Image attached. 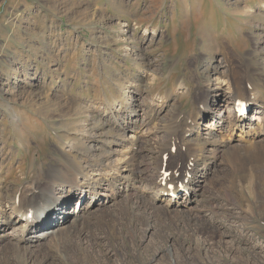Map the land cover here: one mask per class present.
<instances>
[{"label": "rangeland", "instance_id": "obj_1", "mask_svg": "<svg viewBox=\"0 0 264 264\" xmlns=\"http://www.w3.org/2000/svg\"><path fill=\"white\" fill-rule=\"evenodd\" d=\"M246 6L250 15H236ZM220 59L234 87L252 88L264 102V0H0V204L28 197L31 183L48 186V167L64 160L59 137L85 149L86 139L64 132L91 121L60 116L71 103L99 121L108 103L128 106L137 90L150 131L163 132V125L170 133L167 166L194 155L202 143L185 134L187 117L195 115L204 78L212 77L207 62ZM149 73L158 77L151 86ZM246 145L237 156L222 152L188 213L150 210L136 192L99 226L81 228L66 254L6 251L0 264H264V152ZM65 152L79 165L92 161ZM146 153L135 161L141 173Z\"/></svg>", "mask_w": 264, "mask_h": 264}, {"label": "bare ground", "instance_id": "obj_2", "mask_svg": "<svg viewBox=\"0 0 264 264\" xmlns=\"http://www.w3.org/2000/svg\"><path fill=\"white\" fill-rule=\"evenodd\" d=\"M126 26L128 24L123 22L122 28ZM154 33L152 32L153 35L156 34ZM205 71L212 77H205L204 84L200 85L199 97L196 99L197 103L195 102V115L192 113L191 116L195 119L187 117L189 127L185 131L186 135L194 136L200 141L202 147L194 155H188V158L185 155L183 160L178 158L171 166H167V159L170 154L174 155L172 149L175 146L168 148L170 133L162 125V136L166 135V139L159 142L157 135L163 132L157 129L150 131L152 117L150 118V113L138 99L140 93L137 90H132L131 95L127 96L128 106L123 103L121 105L116 100L108 103L99 121L92 119L93 113L90 109L79 110L72 103L67 105V110L60 116L67 114L71 117H91V121L86 120V124L78 120L73 125L65 126L64 130L66 134L86 139L83 144L85 149L75 147L73 142H66L62 136L59 137V151L64 160L48 167V186L45 183H31L28 197L14 196L8 203L1 202L0 254L7 251L32 256L42 252L48 254L51 249L57 254L60 251L65 253L71 249L72 240L81 228L99 226L104 222L107 213L119 211L123 198L129 199L136 192L139 194L138 199L150 210H158L163 214L188 213L197 208L211 173L210 168L216 165L217 158L224 150L237 156L235 152L240 151V147L251 143L254 150H257L256 153L264 152V102L260 103L257 93L250 91L252 88L248 91L246 87L240 89L233 86L230 76L226 74L227 65L224 59L207 62ZM144 77L140 72L138 79L142 80ZM179 86L183 89L181 84ZM245 105H249V110L254 113L245 115ZM139 111L143 112L140 118ZM162 112L163 108H160L158 114ZM209 116L212 120L205 123L204 119ZM15 119L18 121L17 116ZM155 136L157 139L153 138ZM67 150L78 152L92 161H85L83 166L79 165L65 152ZM145 152L148 161L141 173L137 171L135 161ZM262 154L264 153L260 155ZM93 157L97 159L94 160ZM165 171L169 175H163ZM47 187L48 192L41 194ZM76 195L81 203L72 210L69 208L70 201ZM85 199H89L87 203H84ZM45 200L50 203L44 207L42 203ZM41 215L45 220L35 221ZM167 253L170 255L169 250Z\"/></svg>", "mask_w": 264, "mask_h": 264}, {"label": "clouds", "instance_id": "obj_3", "mask_svg": "<svg viewBox=\"0 0 264 264\" xmlns=\"http://www.w3.org/2000/svg\"><path fill=\"white\" fill-rule=\"evenodd\" d=\"M253 9L251 7H244L243 9H240L237 11L236 15L238 16H245V15H250L252 13ZM158 80V77L154 73H149L148 74V80L147 83L149 86L155 84Z\"/></svg>", "mask_w": 264, "mask_h": 264}, {"label": "snow or ice", "instance_id": "obj_4", "mask_svg": "<svg viewBox=\"0 0 264 264\" xmlns=\"http://www.w3.org/2000/svg\"><path fill=\"white\" fill-rule=\"evenodd\" d=\"M239 103V102H238ZM163 175L167 176L169 175V173H167L166 171L163 173ZM169 187H171V185H169Z\"/></svg>", "mask_w": 264, "mask_h": 264}]
</instances>
